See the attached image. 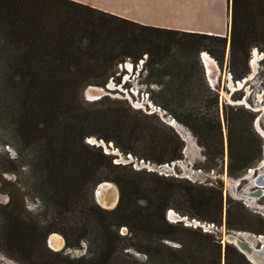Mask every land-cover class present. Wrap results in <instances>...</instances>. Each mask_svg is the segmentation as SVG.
<instances>
[{
	"label": "trees",
	"instance_id": "1",
	"mask_svg": "<svg viewBox=\"0 0 264 264\" xmlns=\"http://www.w3.org/2000/svg\"><path fill=\"white\" fill-rule=\"evenodd\" d=\"M230 1L229 68L237 80L249 73L253 48L264 51V0ZM228 39V35L143 25L75 0H0V131L11 138L8 144L17 153L9 159L12 167L0 171L12 174L11 182L19 187V166H28L34 196L44 203L60 198L61 207L70 213L57 212L42 223L24 214L30 213L25 203L21 209L19 196L9 192L8 202L0 203V235L10 251L24 248L26 257L33 258V248L42 237L47 251L62 255L47 246L48 236L60 232L69 249L80 248L82 241L87 244L85 254L66 256L69 264H222V259L225 264H253L232 243L223 245L215 232L170 222L167 211L174 207L171 197L180 186L143 187L127 165L113 162L114 155L86 142L92 134L90 119L78 112L85 88L105 86L115 78L119 64L127 60L138 64L147 54L146 70L158 67L160 78L155 82L162 90L171 85L173 99L184 108L186 125L200 145L216 146L219 157L224 156V119L228 171L239 177L262 159L256 116L230 104L224 105L222 116L219 93L209 85L200 57L208 51L223 62ZM102 138L125 153L134 152L112 136ZM178 157L174 150L167 160ZM103 181L119 187L120 199L113 209L95 201V189ZM183 201L204 212H188L190 219L223 223L221 189L192 185ZM226 226L264 234V217L229 197ZM123 227L126 234L121 233ZM0 251L6 253L2 245Z\"/></svg>",
	"mask_w": 264,
	"mask_h": 264
},
{
	"label": "rangeland",
	"instance_id": "2",
	"mask_svg": "<svg viewBox=\"0 0 264 264\" xmlns=\"http://www.w3.org/2000/svg\"><path fill=\"white\" fill-rule=\"evenodd\" d=\"M229 34L230 30L227 34L229 42L223 62L208 51H202L200 57L202 59V54L206 52L218 63V65L216 64L218 67V76L215 83L221 85L222 91H217L213 87V84L208 79L204 62L203 65L209 85L219 93L220 112L222 116L225 104L235 106L233 107L234 110L241 108L255 114L254 128L261 139L263 152L262 159L253 168L259 169L254 172L260 173L264 171V167L261 168L264 159V133L262 132L264 129V51H261L259 48H253L248 63L249 73L244 78L237 79L246 80V82L242 88L233 91L228 80V75L230 73L233 75L229 68ZM254 54L255 56L259 54L256 67L253 66L252 62L255 58ZM147 58L148 55L146 54L144 55V59L140 60L138 64H134L131 60L119 64L115 70V78L111 77L109 82L101 87L106 88L109 83L114 84V86L111 89H107L99 99L93 100L85 96V90L89 86L83 90L81 93L82 103L79 105L78 112L79 115L90 119L88 132L92 133L86 137V142L101 146L105 153L114 155L113 162L127 165L128 173L133 174V178L136 181L142 182L143 187L158 183L164 187L175 186V184L176 186H180L174 190L173 196L171 197V202L174 207L167 211V219L170 222L175 223L178 221L177 217H171L169 215L170 211L180 215L179 219H182L181 221L185 225H188L192 221L188 217V212L204 214L200 208H193L191 204L183 201V194L190 191L192 185L215 186L222 190L224 196L223 223L218 226L215 223L200 220L201 224H215L217 227H215L214 232L217 237H219L217 231L229 230L226 226L227 200L229 197L234 202L242 203L250 212L260 214L264 217V195L248 202L243 192L245 190L249 192L256 188V185H254V176H250L255 173L248 170V172H245L239 177L229 174L228 138L224 119L222 118L225 139L224 156L219 157L220 151L216 146L205 148L198 143L195 135L185 123L187 118L182 104L173 99V92L171 93V90H169L171 85L168 84L162 90L164 87H161V85L155 82V80H159L160 78L158 67L152 65L146 70L144 62ZM129 62L133 64L132 69L127 68V63ZM171 70L169 69V71ZM174 71L178 72L177 69H174ZM233 80L236 81L234 76ZM175 85L176 87L178 86L177 81ZM258 124L262 130L258 128ZM103 136L114 137L120 146L132 147L134 148V152L125 153L115 142H106L102 138ZM10 139L7 134L0 131V169L12 167L9 159L17 156L14 145L8 144L10 143ZM26 149L24 150V155H28L30 152ZM174 150L179 153V157L168 161L167 159L172 158ZM161 166H164L163 168H169L168 171L170 172L166 173V170L161 168ZM28 168V166L23 168L19 166L21 184L19 187L11 182L15 180L12 174L0 171V203L6 204L8 202V193L10 192L15 197L19 196L17 200L21 204V209L22 201L25 203L30 213L25 212L24 214L36 218L42 223L49 222L60 211L63 212V215L69 216V209L61 207L62 201L60 198H53L50 202L44 203L34 196L33 187L29 185L30 172ZM153 173L163 176L165 180L154 178ZM227 177H229L228 179H234L239 182L236 181L237 186L235 188L232 187V183L230 185L225 184L224 187L221 186L220 180H225ZM108 182L114 184L120 194L118 185L113 181ZM145 195V193L141 194V196ZM95 201L103 208L113 209V207H106L99 204L96 198ZM140 201L144 202V200ZM230 231L245 234V237L248 236L247 239L254 243L256 248L261 249L259 236H264V234H255L252 231ZM121 233L126 234L127 228L123 227ZM53 234H58L64 239V236L60 232H52L47 238V246L53 251L61 252L62 255H54L47 251L42 244L41 237L33 248V258L26 257L24 248L18 252L10 251L8 246L5 245V236L0 235V246L2 245L6 251V253L0 251V264H69V259L66 256L74 258L86 253L87 244L85 241H82L80 248L75 249L67 248L65 242L61 248H55L52 244L51 247L48 239ZM166 242L172 246L179 245L172 241ZM233 245L238 248L236 244ZM135 255L141 260L146 259V256L139 252H135ZM12 256L18 258L19 263ZM260 256L264 259V249L260 253ZM258 259L259 262L263 261L260 258ZM222 264H225L224 259H222Z\"/></svg>",
	"mask_w": 264,
	"mask_h": 264
},
{
	"label": "crops",
	"instance_id": "3",
	"mask_svg": "<svg viewBox=\"0 0 264 264\" xmlns=\"http://www.w3.org/2000/svg\"><path fill=\"white\" fill-rule=\"evenodd\" d=\"M75 1L143 25L187 32L226 36L229 33V25L231 22L230 0ZM129 64L133 68V64L130 62Z\"/></svg>",
	"mask_w": 264,
	"mask_h": 264
},
{
	"label": "water",
	"instance_id": "4",
	"mask_svg": "<svg viewBox=\"0 0 264 264\" xmlns=\"http://www.w3.org/2000/svg\"><path fill=\"white\" fill-rule=\"evenodd\" d=\"M209 54V53H208ZM204 53L202 54V59H203V62L205 64V67H206V70H207V75H208V79L209 81L212 83L211 79H210V75H209V72H208V67H207V64H206V61L204 59ZM210 55V54H209ZM211 56V55H210ZM212 57V56H211ZM213 58V57H212ZM214 59V58H213ZM215 60V59H214ZM216 61V60H215ZM217 63V61H216ZM218 65V63H217ZM228 76H230V79L228 77V80L232 82L233 84V87H235V89H239V88H242L246 82V80H236L234 81L233 80V75L230 73ZM242 82H243V85H242ZM213 84V87H215V89L217 91H222V87L220 84H216V83H212ZM111 84L109 83L106 88L103 87L105 90L106 89H111ZM93 88V86H89L86 90H85V96L87 98H91L89 97L88 95V92L89 90ZM106 92V91H105ZM103 96V95H102ZM92 99V98H91ZM95 100V99H93ZM257 169H255L254 171H256ZM256 183H259V184H264V176H263V173H258L256 175ZM221 186H225V180L221 179ZM112 183L111 182H108V181H103L101 183H99L95 189V198L96 200L98 201L99 204L103 205L101 203V198H102V201H107V204H105L106 207H113L115 208L119 202V199H120V194L118 193V199L116 201L115 204H109V201H108V198H107V194H108V189L110 187ZM254 193H256L255 195L256 196H261L263 193L261 190H259V187H257L255 190H253ZM170 216H175L178 218V221H181L182 219H179L180 218V215L178 214H175L173 211H170ZM217 235L219 236L218 238L221 240V242L225 245L226 243H233V244H236L238 246V248L248 257V259L253 263V264H260L258 261H256L257 257H261L260 256V253H262V250L264 249V237L263 239L262 236L260 235L259 236V240L261 242V249H258L255 247L254 243H252L251 241H249L247 238L248 236H243L241 235V232H236V231H230V230H227L226 231H217ZM245 235V234H244ZM51 237L52 235L49 237L48 239V243L50 244V246L52 247L51 245ZM65 242V240H64ZM263 248V249H262ZM256 254L257 257H254L252 255Z\"/></svg>",
	"mask_w": 264,
	"mask_h": 264
},
{
	"label": "bare ground",
	"instance_id": "5",
	"mask_svg": "<svg viewBox=\"0 0 264 264\" xmlns=\"http://www.w3.org/2000/svg\"><path fill=\"white\" fill-rule=\"evenodd\" d=\"M255 53H256V51H255ZM204 59H205V61H206V64H207V67H208V72H209V75H210V79L212 78V83H215V80L217 79V76H218V72H217V70H218V67H217V63H216V61L208 54V53H206V52H204ZM258 56H259V54H258ZM258 56L256 55L255 56V54H254V59H253V66L254 67H256V63H257V59H258ZM127 67L129 68V69H132V65L131 64H129V63H127ZM254 71V70H253ZM216 76V77H215ZM229 78H230V76H229ZM247 79V78H246ZM249 80V79H248ZM229 85H230V87H231V89L234 91V90H236L235 89V87H233V84H232V82H231V80H230V83H229ZM242 85H243V82H242ZM111 86H114V84H112L111 83ZM107 90V89H106ZM103 87H101V86H93V88H91L90 90H89V92H88V95H89V97H91L92 99H99L104 93H105V91H106ZM258 128H260L261 129V127H259V124H258ZM262 130V129H261ZM262 132L264 133V129L262 130ZM264 160V159H263ZM177 162V161H176ZM264 162V161H263ZM262 162V163H263ZM263 166H264V164H262ZM252 171L251 172H253L254 173V168H252L251 169ZM259 170V169H258ZM261 174L263 173V171L262 172H260ZM255 175V174H254ZM254 175H252V176H254ZM263 176H264V173H263ZM229 177H227V179H225V184L226 185H230L231 183V185H233L232 187H236L237 186V183H236V181L234 180V179H228ZM257 177H256V175H255V178H254V185H258V186H260L259 187V190H261L262 191V193H264V188H262V187H264V184H259V183H256V179ZM214 179V178H213ZM238 182V181H237ZM221 183V182H220ZM239 183V182H238ZM235 191V190H234ZM246 191V192H245ZM245 191H243L244 193H245V197L247 198V200H248V202H250V201H252L253 199H255V198H257V197H260V196H256L255 194L256 193H249V192H252V191H249V192H247V190H245ZM118 188L114 185V184H111L110 185V187H109V189H108V194H107V198H108V201H109V204H115L116 203V201H117V199H118ZM101 200V203L105 206V204H107V201H102V198L100 199ZM171 217H175V216H171ZM241 235H243V236H245L243 233H241ZM262 236V238L261 239H263V235H261ZM51 244L55 247V248H61L63 245H64V239L60 236V235H58V234H53L52 235V237H51ZM252 256H254V257H257V255L256 254H254V255H252ZM258 258H260V259H262V257H257L256 259V261H258L259 259ZM263 261H264V259H262ZM259 262L260 264H264V262Z\"/></svg>",
	"mask_w": 264,
	"mask_h": 264
},
{
	"label": "built area",
	"instance_id": "6",
	"mask_svg": "<svg viewBox=\"0 0 264 264\" xmlns=\"http://www.w3.org/2000/svg\"><path fill=\"white\" fill-rule=\"evenodd\" d=\"M164 166H161V168H163ZM164 170H166L165 172L167 173V172H170V171H168L169 170V168H163ZM252 169V168H251ZM251 169H249V171L251 172L252 170ZM188 224V223H187ZM188 225H190V226H192V227H195V228H198V227H201L204 231H206V232H214V230H215V227H217V226H215V224H208V225H205V224H201V221H198V220H196V219H192V221L188 224ZM248 234V233H247Z\"/></svg>",
	"mask_w": 264,
	"mask_h": 264
},
{
	"label": "flooded vegetation",
	"instance_id": "7",
	"mask_svg": "<svg viewBox=\"0 0 264 264\" xmlns=\"http://www.w3.org/2000/svg\"><path fill=\"white\" fill-rule=\"evenodd\" d=\"M263 161H264V160H263ZM263 161H262V162H263ZM263 164H264V162H263ZM262 167H264V166L262 165L261 168H262ZM257 170H258V169H257ZM257 170H256V171H257ZM254 173H255V175L258 174V173H256V172H254ZM263 173H264V171H263ZM255 175H254V178H255ZM250 176H252V175H250ZM254 183H255V182H254ZM257 187H260V186L256 185V188H257ZM256 188H255V189H256ZM262 188H264V187H262ZM255 189H253V190H255ZM253 190H252V191H253ZM249 193H253V192H249ZM263 195H264V193H263L261 196H263Z\"/></svg>",
	"mask_w": 264,
	"mask_h": 264
}]
</instances>
